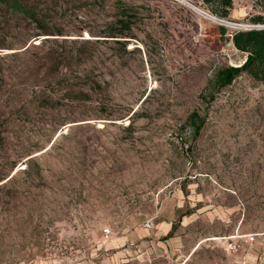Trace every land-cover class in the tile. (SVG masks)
I'll use <instances>...</instances> for the list:
<instances>
[{"label": "rangeland", "instance_id": "1", "mask_svg": "<svg viewBox=\"0 0 264 264\" xmlns=\"http://www.w3.org/2000/svg\"><path fill=\"white\" fill-rule=\"evenodd\" d=\"M36 1L0 10V264H264V81L205 90L264 0Z\"/></svg>", "mask_w": 264, "mask_h": 264}, {"label": "trees", "instance_id": "2", "mask_svg": "<svg viewBox=\"0 0 264 264\" xmlns=\"http://www.w3.org/2000/svg\"><path fill=\"white\" fill-rule=\"evenodd\" d=\"M205 5H213L212 13L227 17L232 6L231 0H200ZM264 10V1L262 4ZM0 10L6 12L12 17H21L30 23L35 24V28L42 22L41 10L39 3L36 0H0ZM251 23L264 25L263 15H255L250 18ZM130 18H119L116 20L118 25L117 33L110 37H127L125 31L129 30ZM45 27H42L44 29ZM220 34H224L226 29L219 26ZM233 47L244 53L245 58L239 66H222L220 67L213 78L208 82V87L205 90H219L229 85L235 77L242 73L249 75L257 81H264V26L248 27L246 29L235 30L231 35ZM120 44L121 48H125L126 40L115 39ZM188 124L194 130H198L202 124V119L198 118L193 112L187 118ZM31 162L28 161L25 172L29 171Z\"/></svg>", "mask_w": 264, "mask_h": 264}, {"label": "built area", "instance_id": "3", "mask_svg": "<svg viewBox=\"0 0 264 264\" xmlns=\"http://www.w3.org/2000/svg\"><path fill=\"white\" fill-rule=\"evenodd\" d=\"M200 12H201L203 15H205L206 17H208V18H215V17H213L212 15L208 14L207 12H205V11H203V10H201V9H200ZM215 19H217V18H215ZM219 20H220V19H219ZM255 27H256V26H255ZM144 226L147 227V228H150V227L152 226V222H151V220L146 221L145 224H144ZM104 231H105V232H108V229H106V230H104ZM251 240H252V237H251ZM232 248H234V250H236L235 247L232 246ZM245 262H246V261H245V258H242V257L239 255V256H236V257L232 260V263H231V264H246Z\"/></svg>", "mask_w": 264, "mask_h": 264}, {"label": "bare ground", "instance_id": "4", "mask_svg": "<svg viewBox=\"0 0 264 264\" xmlns=\"http://www.w3.org/2000/svg\"><path fill=\"white\" fill-rule=\"evenodd\" d=\"M87 37H89V35L87 34Z\"/></svg>", "mask_w": 264, "mask_h": 264}]
</instances>
